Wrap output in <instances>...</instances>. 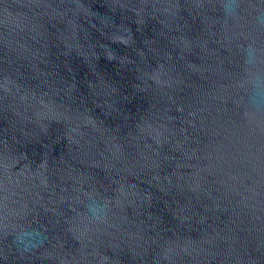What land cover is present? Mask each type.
Masks as SVG:
<instances>
[{
  "label": "water",
  "instance_id": "1",
  "mask_svg": "<svg viewBox=\"0 0 264 264\" xmlns=\"http://www.w3.org/2000/svg\"><path fill=\"white\" fill-rule=\"evenodd\" d=\"M0 264H264V0H0Z\"/></svg>",
  "mask_w": 264,
  "mask_h": 264
}]
</instances>
